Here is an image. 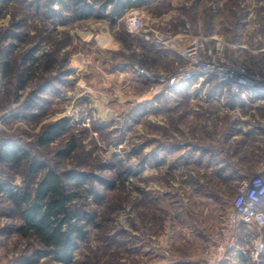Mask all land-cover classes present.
Here are the masks:
<instances>
[{
  "label": "rangeland",
  "instance_id": "374dc122",
  "mask_svg": "<svg viewBox=\"0 0 264 264\" xmlns=\"http://www.w3.org/2000/svg\"><path fill=\"white\" fill-rule=\"evenodd\" d=\"M72 5L64 0L51 17L41 0H0V138L58 171L93 172L112 183L95 181L81 201L93 221L71 264H264V251L250 255L264 228L239 221L223 257L204 258L240 182L264 166V100L246 93L210 98L199 89L155 96L164 86L132 69L134 62L172 69L178 52L197 38L264 77V0H155L132 10L149 34L132 38L124 33L126 15L82 20ZM114 28L118 49L117 41H106ZM156 32L182 36L183 44L154 45ZM134 43L140 51L133 52ZM3 59L14 68L9 76ZM202 83L217 81L179 84ZM148 100L161 104L143 105ZM61 118L68 120L64 133L41 144L44 128ZM72 141L71 154L59 156ZM23 170L9 172L11 185L23 183ZM20 224L0 190V264H63L34 234L22 235Z\"/></svg>",
  "mask_w": 264,
  "mask_h": 264
},
{
  "label": "trees",
  "instance_id": "16d2710c",
  "mask_svg": "<svg viewBox=\"0 0 264 264\" xmlns=\"http://www.w3.org/2000/svg\"><path fill=\"white\" fill-rule=\"evenodd\" d=\"M41 1L51 17L60 14L59 4L64 0ZM154 1L72 0L71 12L74 17L82 20L107 19L117 22L129 11ZM1 65L4 76H9L14 71L8 59H3ZM27 107L32 110L34 104H28ZM67 127L66 118L51 122L40 134V143L47 144L57 139ZM74 143L72 141L68 147L59 150L58 155H70L75 147ZM0 165V190L7 194L21 220L18 231L24 236L34 234L57 262L71 264L76 248L87 238V226L93 221L92 213L85 209V204L81 201L87 199L86 193L93 192L91 186L95 181L106 187H112V183L93 172L58 171L19 144L9 143L2 138ZM18 168H24V181L19 185H11L9 172ZM123 175L121 173L122 177ZM261 208L264 210V203Z\"/></svg>",
  "mask_w": 264,
  "mask_h": 264
},
{
  "label": "built area",
  "instance_id": "2783aa9c",
  "mask_svg": "<svg viewBox=\"0 0 264 264\" xmlns=\"http://www.w3.org/2000/svg\"><path fill=\"white\" fill-rule=\"evenodd\" d=\"M126 22L127 27L134 30H140L144 26L142 17L135 12L126 14ZM116 30L115 28L111 30L106 38V41L112 39L117 41L114 49H118L121 45ZM219 46L217 51L205 48L199 39L194 38L178 52L180 59L173 60L172 69L150 68L137 62L132 64V69L144 80L159 86L186 83L196 78H212L233 94L248 93L254 96H264V77L251 73L221 56ZM263 203L264 166L240 182L232 202V210L224 225L210 236L204 251V258L214 263L223 257L234 240L237 221L245 225H254L259 230L264 228V210L261 208ZM263 237L259 234L256 238L250 250L251 257L258 258L263 253Z\"/></svg>",
  "mask_w": 264,
  "mask_h": 264
},
{
  "label": "crops",
  "instance_id": "0c3cea01",
  "mask_svg": "<svg viewBox=\"0 0 264 264\" xmlns=\"http://www.w3.org/2000/svg\"><path fill=\"white\" fill-rule=\"evenodd\" d=\"M129 12H133V11L131 10ZM87 26H89V24ZM145 31L146 30H143V31L140 30L139 31V30H134V29H131V28L127 27V28H125V32L124 33H125V36H127V38H132L136 34L145 35V37H147L149 34H147V32H145ZM154 34H155V38H156L154 45H157V46L165 45L167 48H169L171 50H175V46L176 45L179 46V45L183 44L182 42L181 43L179 42V41L182 40V36H176V37H174L173 40H171V37H169V36L168 37L167 36L166 37L164 36V38L161 37V35L158 32H156ZM169 42H171L170 45L168 44ZM128 48H130V46H128ZM131 48H132V50H134L133 52L140 51V47H138L137 45H135V43L133 44V46ZM128 50L129 49L122 50V53H124L126 55V53H127ZM126 63L129 64L128 61ZM193 89H195V90H198L199 89L201 92L203 91L204 93L207 92L208 93V97H210V98H216V99H219L220 96L223 98V96L225 97V96H228V95H230L231 97L232 96H235L236 97V96H241L242 95V94H233L224 85L217 84V83H216L215 86L214 85L209 86V85L203 84V83H202L201 86H188V85H183V84H179V83H174V84H169V85L164 86V87L157 88L152 95H155V96L156 95H163L165 93H172V92H175L176 95L177 94L180 95L181 93H183V94L186 93V92H189L190 93V91H193ZM246 97H247V99L248 98H253V99H258V100H262V99L264 100V96H254V95H251V94H248V93H246ZM148 101L149 102L143 103V105L144 104H147V105H150V104L160 105L161 104L158 101H151V100H148ZM247 102L248 101H245V102L244 101L243 102H237L236 104L243 105V104H245Z\"/></svg>",
  "mask_w": 264,
  "mask_h": 264
}]
</instances>
